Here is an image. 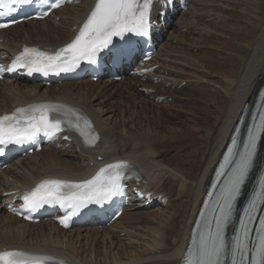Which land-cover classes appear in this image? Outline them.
I'll return each instance as SVG.
<instances>
[{"label":"bare ground","instance_id":"6f19581e","mask_svg":"<svg viewBox=\"0 0 264 264\" xmlns=\"http://www.w3.org/2000/svg\"><path fill=\"white\" fill-rule=\"evenodd\" d=\"M87 1L91 0H83L80 7L62 9L45 21H30L0 32V38L4 39L1 48L19 49L24 42L43 47L65 44ZM190 15H195V19L191 20ZM56 16L61 17L60 22L54 21ZM184 29H187L186 33H183ZM168 37L170 42L162 52L171 49L175 55L180 54L184 62L191 65L199 62L200 67L212 68L211 75L204 72L177 73L173 71L175 66L164 64L157 74L168 79L159 86L149 85L157 89L152 94L153 100L140 91L136 78L119 83H68L54 87L0 82V113L20 103L59 98L88 112L102 134L95 154L91 149L78 152L80 147L77 146L65 150L46 149L0 172V212H3L0 248L20 244L34 250L58 253L70 258L74 264L180 263L191 223L195 220L200 198L209 184L219 153L245 104L264 84V0H195L191 10L173 26ZM216 47L220 49L216 50ZM217 74L227 81H215ZM184 81L187 84L192 82L194 87L179 91L178 86ZM169 82L171 85L166 88ZM211 82L215 86L221 84V89L210 87ZM159 97L171 98L174 104L156 103ZM105 107H108L106 113H114L122 126L134 131V135L125 133L119 123H108L110 120L104 118ZM169 152H175V155L165 159ZM99 156L104 162L111 159L136 161L144 178L148 179L146 188L162 194L168 203L158 204L159 207L149 213L130 215V209L124 211L115 225L104 230L70 232H62L52 223H21L2 208L1 194L4 191L32 185L46 173L87 176L91 172V163ZM8 185L13 188L6 189ZM167 209L170 212H166ZM128 215L133 217L130 226L123 225ZM117 228L120 231L115 233ZM101 240L113 245L109 248L114 254L108 263L107 259L103 263L98 260L89 263L87 256L80 255L76 249V244L82 241L84 246H95L93 243ZM104 247L102 243L94 251L97 259ZM90 249V252L94 250L92 246ZM108 254L111 258L110 251Z\"/></svg>","mask_w":264,"mask_h":264},{"label":"snow or ice","instance_id":"6c2138e0","mask_svg":"<svg viewBox=\"0 0 264 264\" xmlns=\"http://www.w3.org/2000/svg\"><path fill=\"white\" fill-rule=\"evenodd\" d=\"M32 2L0 0V15H9L16 11V6ZM39 3L52 9L59 8L63 0H39ZM152 7L153 0H95L94 7L70 43L54 52L25 47L8 68L0 66V72L23 68L29 74L47 75L73 71L82 62L95 64L106 51L112 52L115 38L148 37L152 27ZM7 26L0 24V28ZM121 54L115 52L116 56ZM64 128L75 129L89 144L99 139L91 121L79 111L61 104L41 103L0 115V145L32 142L41 133L51 138ZM262 133L264 114L260 116V123L249 129L242 150L238 148L237 141L232 140V148L216 174L217 181L213 187L218 191L211 193L210 197L214 199L210 198L204 204L206 211L200 213L201 219L196 222L184 264H264V215L257 216V213H264V176L247 205L240 209L237 207L253 169ZM129 167L126 162L117 161L106 164L90 179L83 181L42 180L24 194L25 207L35 210L45 204H58L63 209H70L68 215L60 220L68 227L71 217L87 205L101 204L122 195L123 182L129 179L126 174ZM257 221L259 227L254 229ZM230 227L233 231L231 241L227 235ZM253 231L257 233V243L250 248ZM50 259L20 250L0 251V264H48Z\"/></svg>","mask_w":264,"mask_h":264},{"label":"rangeland","instance_id":"374dc122","mask_svg":"<svg viewBox=\"0 0 264 264\" xmlns=\"http://www.w3.org/2000/svg\"><path fill=\"white\" fill-rule=\"evenodd\" d=\"M189 18L191 19V20H194L195 19V15L193 16V15H190L189 16ZM60 20H61V17L59 16V17H56V19H54V21L55 22H60ZM180 20V19H179ZM219 22V21H218ZM217 22V23H218ZM178 22H176L175 23V25L177 24ZM174 25V26H175ZM187 32V29H184L183 30V33H186ZM173 44H175L176 45V41H174L173 42ZM219 48V47H218ZM217 47H216V50H219ZM196 50V49H195ZM218 54V55H217ZM216 55L219 57V53L217 52L216 53ZM159 59H160V61L163 63V64H166V65H172V67L173 66H175L176 67V69H173V71L174 72H183V74H187V75H189L190 73H202V72H204V73H207V74H210L211 75V72H210V69H212V68H210V69H207L204 65H203V67H200V63L198 62V63H196L195 62V65H191V64H189V63H187V62H184V59H182L181 58V55L180 54H176L175 55V53L171 50V49H166V50H164L163 52H161V55H160V57H159ZM165 62V63H164ZM199 65V66H198ZM182 68V69H181ZM184 70V71H183ZM213 70V69H212ZM209 72V73H208ZM193 77H197V76H195L194 74H191ZM215 78H216V80L215 81H219V79L220 80H224V81H227V79L226 78H224L223 76H220L219 74H217V75H215ZM206 84H208L209 85V83H206ZM170 85H171V83L169 82L167 85H166V88H169L170 87ZM188 86V87H187ZM215 85L213 84V82H211L210 83V87H214ZM220 86V87H219ZM192 87H194V85H193V83L192 82H190L189 84H187V81H184V82H182L179 86H178V90L179 91H181L182 90V88H188V89H191ZM217 89H221V84L219 85V84H216V86H215ZM174 88V87H173ZM76 91V89H74L73 90V92H75ZM0 100H1V97H0ZM112 102V100H110L109 101V103H111ZM96 103H98V102H96ZM95 103V104H96ZM167 104H174V102L172 101V99H168L167 100ZM171 109H174V108H171ZM104 118L105 119H109L108 121V123H112V125H114L115 123H119V127H121V128H123L124 129V131H125V133H128V134H130V135H134V131H130L129 130V128H127V127H123L122 126V124H121V121H120V118H118L117 116H115L114 117V113L112 114V113H110V112H108V113H106V111L108 110V107H105L104 109ZM140 113H141V115L144 117V115H143V112L142 111H140ZM138 114V113H137ZM135 116H136V114L134 115V117H133V119H132V121L134 122V120H135ZM113 117V118H112ZM126 122V124L128 123V120H126L125 121ZM111 126V125H110ZM130 127V126H129ZM148 128V125L147 126H145V130ZM179 132V131H178ZM203 134V132H201L200 133V135H202ZM172 154L173 155H175V152H169L168 153V155L167 154H165V156H164V158L165 159H168V158H170V157H172ZM167 155V156H166ZM6 187H10V185H8V186H6ZM156 209V208H155ZM154 211V210H153ZM149 213V212H151V211H138V210H136V209H131L130 210V212H129V214L131 215V214H141V213ZM166 212H170V209H167L166 210ZM3 214L1 213L0 214V217L2 216ZM133 217L131 216L130 218H129V215L128 216H126V218H125V220H124V222H123V225H126V226H130L131 224H133V221L131 220ZM37 228H39V226H36ZM35 227V228H36ZM117 231H120V228H117L116 230H115V233H117ZM52 232H54V231H52ZM83 234H85V232H83ZM138 232H137V236H138ZM52 237V236H51ZM54 237V236H53ZM74 242H75V239H74ZM102 243H104V249L102 250V253H101V255H100V258L99 259H97L96 258V253L94 252V251H97V248L98 247H100L101 245H102ZM119 243V242H118ZM123 243H126V242H123ZM128 243V242H127ZM93 244H95V246H93V245H91L93 248H94V250L92 251V252H90V247L91 246H84V241H82V243H77L76 244V249H77V251H79V253H80V255H84V256H87V258H88V262L89 263H93V262H95L96 260H98L100 263H103L104 262V260L105 259H107V263H108V261L110 262L111 260L110 259H112V256H113V251H111V249L109 248L110 246L113 248V245H110V243H108V242H104V241H97L96 243H93ZM138 243H136L135 245H137ZM139 245V244H138ZM62 247H66V245H64V246H62ZM88 247V248H87ZM107 247H108V249H107ZM84 248V249H83ZM134 248H136L135 246L133 247L132 246V249L133 250H137V248L136 249H134ZM96 249V250H95ZM132 249H130L129 248V250H132ZM128 250V251H129ZM86 251V253H84V252ZM111 252V258H110V254H108V252ZM108 255L109 257H106L105 258V256L104 255ZM92 255V256H91ZM91 261V262H90Z\"/></svg>","mask_w":264,"mask_h":264}]
</instances>
